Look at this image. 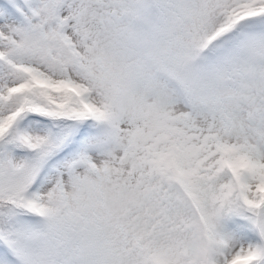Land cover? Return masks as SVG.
Segmentation results:
<instances>
[{
    "label": "snow or ice",
    "instance_id": "snow-or-ice-1",
    "mask_svg": "<svg viewBox=\"0 0 264 264\" xmlns=\"http://www.w3.org/2000/svg\"><path fill=\"white\" fill-rule=\"evenodd\" d=\"M0 264H264V0H0Z\"/></svg>",
    "mask_w": 264,
    "mask_h": 264
}]
</instances>
